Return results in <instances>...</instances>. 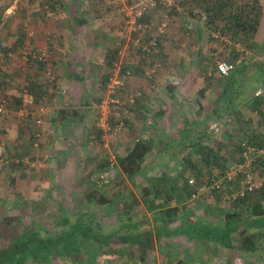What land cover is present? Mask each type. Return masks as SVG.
I'll return each instance as SVG.
<instances>
[{
  "label": "rangeland",
  "instance_id": "obj_1",
  "mask_svg": "<svg viewBox=\"0 0 264 264\" xmlns=\"http://www.w3.org/2000/svg\"><path fill=\"white\" fill-rule=\"evenodd\" d=\"M8 1L10 0H7L6 3ZM48 1L31 0L30 6L28 9L24 8L26 11L23 13L18 11L20 0L13 1L12 5H16V9L13 12L7 10L0 17V21H2L0 38H3L4 46L13 48L14 45H18V37H26V40L28 30H34V40H36L34 20L37 16L49 17L47 13L50 8ZM107 1L111 2L119 13L115 14L117 23L121 26L118 30L122 33L126 31L130 55L128 54V59L125 57L123 60L122 55L125 54L122 51L123 48L119 50L116 55V66L105 70V73L100 76L99 83L96 84L98 90H92V94H90V97H93L91 98L92 109L86 115L85 124L93 141L80 140L71 131L72 134H68L66 137L67 147L70 151L66 158L69 159L70 165L65 169H55V166H59V162L62 161L58 148L61 145L57 144L60 143L58 141L56 143L52 141L51 135L47 134V122L49 121L46 117H43L44 125L40 128L41 137L34 139L31 131H34L35 127L32 126V123H21L11 114L6 117L1 116L0 126L5 130L0 128V217L20 215L25 224L32 221L34 224L41 225L43 223L48 226L58 220L63 207L76 216L79 212L80 197L85 195L88 184L103 183L101 182L102 176L104 180H108L105 175L99 176L97 172L95 173L97 166L111 163L113 167H116L118 157L126 155L138 140H144L145 137L153 144H159V141L156 143L153 140L155 137L158 139L157 135L163 132L158 126L169 131L179 129L186 124L184 120H187L188 117L180 120L179 118L181 115L183 117V112L190 117L196 108L190 105H174L177 95L174 91L179 83L183 89H187L182 91L186 95L191 91L190 95H192L205 87L208 89L206 94L215 97L216 93L209 92V90L216 82H212V86H210L209 77H214L213 74L216 73V66L219 62L233 63L236 67L243 61L248 62L247 65L264 62V52L259 56L254 54L256 51L260 52V47L264 43V3L261 4L260 0H224L230 11L247 8V6L251 7L248 9L250 11L257 3L261 23L257 33L254 36L250 35V38L243 37L242 34H239L238 37L230 33L221 34L225 21L216 15L214 17L217 19L214 20L211 11L222 0H174L171 6L158 5L139 21L142 25L140 31H133L127 25L126 9L132 7L136 0ZM255 14L257 13L254 12L253 15L255 16ZM6 21L10 22L8 27H5ZM219 32L220 35L216 38L215 35H218ZM154 37L158 38V42L157 46L153 47L151 42ZM137 40H140V43ZM261 40L262 42H260ZM20 50L21 48L13 50L10 64L12 72L21 71L22 73L16 77V79L18 78V82H15L17 89L23 82V74L27 73L20 70L25 66L21 54L18 55ZM195 52H198L196 63L190 61L192 59L190 54ZM128 62L136 63L143 74L146 71L156 70L154 78L148 80L147 77H143V86L137 87L134 80L128 81L123 71L124 65ZM191 68L193 70L188 73ZM25 69L31 68L25 67ZM117 71H121L120 76L124 79L126 87L121 91L122 94L118 95L119 104H108L107 87ZM106 74L109 75L108 82H105ZM16 88L13 87L11 90L14 91ZM54 91L56 92V88ZM137 91L143 93L142 98L138 99L134 105H129L127 95ZM188 97L190 96L188 95ZM205 108L207 109L208 105ZM178 110H181L182 114L178 113ZM239 110L241 111L240 116L227 117L226 124L224 123L222 126L217 124L220 128L213 126L210 131L215 142L228 144V137H231L235 131L242 133L255 131L264 134V130L259 124V114L252 112L247 107H241ZM34 112L36 116L38 114L36 108ZM103 112L107 113L105 114L109 119L110 131L104 132L98 126L104 116ZM157 114L162 115L158 122H156ZM121 123L123 124L122 131L116 133L115 128ZM153 133H155V137ZM251 157V160L254 161V156ZM174 161L170 156H165L162 151L158 150L154 155L150 176H159L164 169L169 172L174 171L176 169ZM235 165L233 164L231 167ZM252 170L258 183L262 185L264 183V166L258 164ZM176 171L178 173L180 170L176 169ZM210 173L212 176L217 175V171L214 169ZM118 174L119 171L115 168L111 173V178L117 177ZM171 175L177 176L174 172ZM183 177L190 180L192 175L184 173ZM120 181L126 182L136 197L140 196V189L144 184L142 179L121 178ZM240 185L239 188H235L227 184L223 192H232L228 195L223 194L224 198L220 200L211 193L201 196L202 202L210 207V219L215 220L221 208L230 207V203L234 200L233 195L241 189L242 183ZM97 213L103 217L106 225L117 224L118 212H115L113 208L102 207L100 211L97 210ZM195 215L205 217V210L198 209ZM180 223L181 221L178 220L175 225H180ZM156 246L157 248L155 247L154 252L150 254L145 263L133 260L130 256L128 259L120 260L117 250H115L111 256L106 255L108 258H99L96 264H171L170 253L174 254L175 250L179 251L180 255L186 251L196 252L194 264H263L257 254L243 257L238 251L230 252L226 249H217V252L213 251L215 248L203 249L201 246L195 249L193 243L185 236L175 237L168 241L163 240ZM170 248H173L174 251ZM54 264L74 263L57 260Z\"/></svg>",
  "mask_w": 264,
  "mask_h": 264
},
{
  "label": "trees",
  "instance_id": "obj_2",
  "mask_svg": "<svg viewBox=\"0 0 264 264\" xmlns=\"http://www.w3.org/2000/svg\"><path fill=\"white\" fill-rule=\"evenodd\" d=\"M13 1L6 3L7 0H0V17ZM30 1L20 0L18 11H26L24 8L28 9ZM55 3L56 0L48 1L49 6ZM256 5L257 3L250 11L249 6L230 11L228 4L222 0L211 14L214 20L217 19L214 17L216 15L225 21L221 34L230 33L237 37L242 34L250 38V35L257 33L261 23V16L258 15L260 11ZM254 12L257 13L255 16ZM9 24L6 21L5 27ZM18 38L19 43L13 48L4 46L5 42L0 38V96L8 99V108L13 116V112L21 107L20 94L25 84L37 105L43 101L45 86H48L42 77V67L31 60L25 63L24 69L20 68L27 73L23 74L21 86L18 83V89L16 88V77L22 73L11 71V55L13 50L21 48L18 53L20 55L27 40L26 37ZM261 46L260 51L264 52V43ZM117 53L118 51L113 52L114 58ZM247 64L246 61L241 62L227 77H209L210 86L215 81L220 91L207 109L204 102L199 101L198 114L203 117L191 125L186 121L183 129L186 131L180 140L170 139L168 142H161L162 145L138 140L126 155L118 157L116 167L111 163L97 166L95 173L105 175L108 180H104L102 176L103 183L88 184L85 195L80 197L76 216L63 207L58 220L48 226L43 223L34 224L32 221L25 224L20 215L0 217V264H54L57 260L74 264H96L99 258H108L115 250L120 260L130 256L133 260L145 263L154 252L156 242L182 236L190 240L195 249L198 246L203 249L215 248L213 251L226 249L230 252L238 251L243 257L257 254L264 264V183L255 192L234 199L229 208H221L216 219L212 220L209 218L211 214L208 205L201 199L191 200L195 188L189 185V179L183 177L184 173H190L197 184H202L214 177L210 173L213 169L217 171L215 177H224L233 164L244 161V153L248 148L258 151L264 147L262 132L235 131L228 137V144L224 145L215 142L208 130H202V126L210 121L240 116L241 107L259 114V124L264 130V95L256 96V91L264 88V62ZM25 67L31 69L28 71ZM127 69H123L124 73ZM132 71L133 76L147 77V71L144 74L137 68ZM105 76V82H108L109 75ZM13 87L16 90L12 91ZM207 90H201V99L206 97ZM16 92L19 94L16 95ZM156 116L158 122L161 114ZM26 122L33 126L31 117ZM194 132L198 135L196 139L192 137ZM31 133L33 135V131ZM174 141H180L181 147L175 148ZM158 150L175 160V168L180 170V174L176 169L170 172L164 169L159 176H150L154 155ZM258 164L264 166V156L253 161V167ZM115 168L119 174L112 179L111 173ZM173 172L177 176L171 175ZM121 178L142 179L144 184L141 186L140 196L136 197L128 184L120 181ZM241 183L242 175L230 185L239 188ZM231 192L215 191L211 194L220 200L224 198L223 194ZM102 207L113 208L118 212L117 224L108 226L104 223L103 217L97 213ZM198 209L205 210V217L195 215ZM178 220L181 221L180 225L173 226ZM170 249L174 251L173 248ZM178 253L176 250L174 254L170 253L171 264H194L196 252L186 251L183 255Z\"/></svg>",
  "mask_w": 264,
  "mask_h": 264
},
{
  "label": "crops",
  "instance_id": "obj_3",
  "mask_svg": "<svg viewBox=\"0 0 264 264\" xmlns=\"http://www.w3.org/2000/svg\"><path fill=\"white\" fill-rule=\"evenodd\" d=\"M260 1L261 4L264 3V0ZM15 9L16 5H11L8 11L13 12ZM115 10L116 8L113 7L112 3L107 0H58L57 3L50 6L47 12L49 17L37 16L36 20H34L36 27L35 44L38 47L49 49L50 65L57 76L56 85L53 88L45 86V97L36 106L37 112H40L42 107L43 112L39 114L46 117L49 121L47 122V134L51 135L52 141L55 143L58 141L60 143L57 144L61 145L58 148L62 161L59 162V166H55V169H65L70 165L69 159L66 158L70 154L66 138L68 134L73 132L76 138H80V140L93 141L85 124L86 115L92 109L91 98L93 97H90V94H92V90H98L96 84L99 83L100 76L105 73V70H108V68L110 70L112 66H116L117 57L114 58L113 52L123 48L122 51L125 53L122 55L123 60L125 57L128 59L127 57L130 55L127 45L129 39L125 33L126 31L122 33L118 30L121 26L117 23L115 14L119 13L117 10L115 13ZM242 36L244 37V35ZM254 54L255 56L263 55L262 52L258 54L257 51ZM191 55L192 59L190 61L196 63L198 52ZM124 68H128L125 70V76H127L128 81L134 80L135 82H132L137 87L143 86L142 79L144 75L133 76L131 74L133 68L139 70L136 63L128 62V64L124 65ZM191 70L193 69H189L188 73H191ZM213 76H220L217 70ZM55 88L66 91L65 95L56 93L54 91ZM203 89L206 88L197 90L196 93L190 95L191 91L186 95L182 91L187 89H183L180 83L177 88L175 87L174 92L177 95L174 105H190L196 108L190 117L183 112V117L181 115L179 120L188 117V125H191L192 122L199 121L203 117L198 114L199 101L204 102V106H206L214 100V97L208 96V94H206L204 99H201L200 92ZM218 91H220V88L217 83L209 90V92L215 93ZM177 112L181 113L182 111L178 110ZM187 120L185 119L184 121L186 122ZM225 122V119L210 121L207 125L202 126V130L205 129L211 133L210 130L213 126L220 128L217 124L222 126ZM158 127L163 132L157 135L158 139L153 133L155 137L153 140L156 143H158L157 141L160 143L168 142L170 139V141L173 139L175 141L180 140L185 134L184 131H186L183 130L185 129V124L179 129H171L169 131H165L160 126ZM0 128L3 131L5 130L1 126ZM75 129L76 131H74ZM192 137L196 139L198 137L197 132H194ZM144 141L152 143L146 137ZM175 141L173 146H176L175 148L181 147L179 146L180 141L177 143ZM173 226L177 225L174 224ZM158 243H155L156 248Z\"/></svg>",
  "mask_w": 264,
  "mask_h": 264
},
{
  "label": "built area",
  "instance_id": "obj_4",
  "mask_svg": "<svg viewBox=\"0 0 264 264\" xmlns=\"http://www.w3.org/2000/svg\"><path fill=\"white\" fill-rule=\"evenodd\" d=\"M119 1V0H118ZM124 2V0H120ZM174 0H136V3L127 10V25L133 31H140L142 30V25L139 21L148 13L150 10L156 8L158 5H168L171 4ZM163 33V31H161ZM159 33V34H162ZM218 35H215L218 38ZM158 36V35H157ZM35 32L34 30H28L27 32V40L25 47L21 53V59L24 63H29L31 60L38 63L42 68V76L44 77L46 84L48 86H52V88L57 83V76L50 65V52L48 48H41L36 46L35 44ZM140 43V40H137ZM158 38L154 37L151 45L157 46ZM146 50V49H145ZM236 66L233 63L229 62H219L216 66V70L219 75L227 77L229 76L234 70ZM156 70L147 71L146 76L148 80H152L154 78ZM121 71H117L114 78L110 80V84L108 88V95H107V103L108 104H119L120 98L118 97L119 93L125 89L126 84L124 79L120 76ZM56 93L65 95L66 91L56 89ZM264 94V88H259L256 91V96H262ZM143 93L137 91L135 93H130L127 95V103L129 105H134L138 99H141ZM21 99V107L20 109L13 112L14 116L20 121L25 122L30 117L33 120V126L35 130L33 131V135L36 139L41 137V130L40 128L44 125L43 116L39 113L43 112L41 107L40 112L35 116V108L37 103L35 102L34 96L30 93L28 89V85L25 84L23 87V91L20 94ZM8 99L0 96V115H9L12 111L9 110L8 106ZM103 112L102 119L100 123H98L99 128L106 132L111 130V126L109 124V119L107 117V113ZM123 124H119L118 127L115 128V132L122 131ZM251 156H254V161L256 158L264 156V147L260 150H255L254 148H248L247 151L244 153V161L240 164H236L234 167H231L229 171L226 173L224 177H212L208 182L197 184L194 178H191L188 183L190 186L195 188V191L192 194V201L198 200L203 195H207L210 193H214L215 191H224L227 184L233 183L237 181L239 176H243V183L241 189H239L234 195L233 198L236 199L238 197H244L246 194H250L255 192L261 187V184L258 183L254 173H253V159L251 160Z\"/></svg>",
  "mask_w": 264,
  "mask_h": 264
}]
</instances>
